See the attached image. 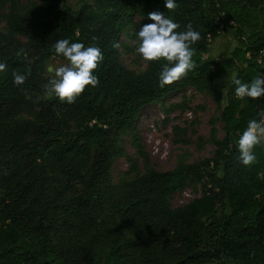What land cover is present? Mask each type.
<instances>
[{
	"label": "trees",
	"instance_id": "trees-1",
	"mask_svg": "<svg viewBox=\"0 0 264 264\" xmlns=\"http://www.w3.org/2000/svg\"><path fill=\"white\" fill-rule=\"evenodd\" d=\"M0 0L7 28L0 30V264H264V144L244 166L238 140L250 119H260L264 97L237 98L233 77L251 83L264 75V0ZM159 11L190 23L201 39L192 45L194 68L161 88L165 61L137 72L121 59L123 32L150 23ZM239 40L232 59L209 56L222 30ZM93 37H96L93 40ZM60 39L101 49L104 60L75 102L46 99L43 85ZM21 49L23 52H21ZM20 53V54H17ZM263 57V62L260 61ZM236 68L235 76L231 72ZM27 76L13 83V73ZM193 86L220 108L224 136L211 120L214 156L158 170L138 128L143 108ZM227 95H223L224 93ZM185 109L184 102L171 110ZM129 133L142 159L115 182L113 167ZM186 187L202 195L174 208Z\"/></svg>",
	"mask_w": 264,
	"mask_h": 264
},
{
	"label": "rangeland",
	"instance_id": "rangeland-1",
	"mask_svg": "<svg viewBox=\"0 0 264 264\" xmlns=\"http://www.w3.org/2000/svg\"><path fill=\"white\" fill-rule=\"evenodd\" d=\"M26 1V0H25ZM74 9H78L82 0H66ZM129 26L120 38V53L123 63L137 72L143 71L147 62L136 53L137 32L142 28L138 24ZM150 23L153 21L150 20ZM7 28L5 10L0 9V30ZM239 45V40L233 28L222 30L221 34L213 41L209 56L227 59L238 64L232 59L233 49ZM68 62L63 59L53 58L48 62L47 74L53 78L54 72L49 68L63 66ZM236 68L231 72L235 76ZM184 102L187 107H178L171 110L175 103ZM220 108L216 101L207 93L199 92L193 86L184 91L171 93L164 99L153 102L143 108L138 118V128L142 139L150 153L153 166L158 170H171L179 162H196L215 154L217 145L211 136L212 124L215 121L218 129L216 139L224 136L223 122L220 120ZM124 142V154L119 156L113 167V177L118 182L129 169L128 158L138 159L141 170H144L142 159L132 145L129 133L122 136ZM202 195L201 188L186 187L176 191L171 198V205L176 208L183 206L196 197Z\"/></svg>",
	"mask_w": 264,
	"mask_h": 264
},
{
	"label": "clouds",
	"instance_id": "clouds-1",
	"mask_svg": "<svg viewBox=\"0 0 264 264\" xmlns=\"http://www.w3.org/2000/svg\"><path fill=\"white\" fill-rule=\"evenodd\" d=\"M165 7L168 12H174L177 7L176 0H166ZM148 19L153 23L145 24L137 32L135 51L145 62L165 61L159 73V86L164 88L178 82L193 70L192 45L201 39V35L190 23L186 30L178 31L180 24L159 11L149 13ZM95 39L96 37H93V40ZM53 47L56 55L62 56L68 63L54 69L49 68V72H54V76L43 85L46 90L45 98L57 97L61 103L72 104L88 86L98 85V77L93 73L103 62L104 55L96 46L86 47L83 43H71L69 39H60ZM113 47L119 48L120 44L114 43ZM21 52H23L22 49ZM5 68L6 65L0 63V72ZM30 74V72L27 75L14 72V85H23ZM232 84L236 86L237 98L248 97L259 100L264 97V76L258 75L251 83H243L240 79L233 77ZM259 115V120H249L238 140L239 159L244 166H251L256 162L254 149L264 144V109L260 110Z\"/></svg>",
	"mask_w": 264,
	"mask_h": 264
},
{
	"label": "built area",
	"instance_id": "built-area-1",
	"mask_svg": "<svg viewBox=\"0 0 264 264\" xmlns=\"http://www.w3.org/2000/svg\"><path fill=\"white\" fill-rule=\"evenodd\" d=\"M262 55H264V53H262ZM260 61H262L263 62V57L261 58V60ZM264 76V75H263Z\"/></svg>",
	"mask_w": 264,
	"mask_h": 264
}]
</instances>
